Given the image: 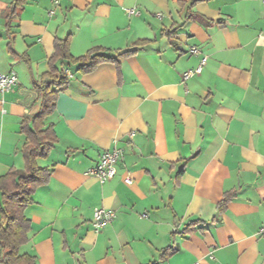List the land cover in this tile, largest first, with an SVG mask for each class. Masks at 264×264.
Segmentation results:
<instances>
[{"label": "crops", "instance_id": "1", "mask_svg": "<svg viewBox=\"0 0 264 264\" xmlns=\"http://www.w3.org/2000/svg\"><path fill=\"white\" fill-rule=\"evenodd\" d=\"M13 1L0 0V72L18 76L0 92V177L25 168L21 122L40 109L34 83L57 39L74 57L151 41L89 74L62 65L73 78L46 121L57 142L38 163L51 177L25 211L21 253L37 264H264L263 0H27L11 36ZM115 148L113 180L86 175ZM97 208L116 213L100 231Z\"/></svg>", "mask_w": 264, "mask_h": 264}, {"label": "trees", "instance_id": "2", "mask_svg": "<svg viewBox=\"0 0 264 264\" xmlns=\"http://www.w3.org/2000/svg\"><path fill=\"white\" fill-rule=\"evenodd\" d=\"M27 0H14L6 12L8 33L12 36V23L18 20ZM151 41L140 40L134 49L114 52L110 49L95 47L87 54L74 57L70 53V40L57 39L54 53L49 61V72L41 81L34 83L41 101L39 111L22 120L21 133L26 141L21 150L25 162L23 170H10L0 177V264H37L35 257L22 254L21 249L30 242L31 226L25 215L32 203L34 193L49 183L51 172L43 168L38 161L49 156L55 147L57 137L52 126H46L47 119L54 113L60 92L68 85L64 63L74 67L76 72L89 74L106 63L120 64L121 60L136 55L141 46ZM12 54L15 56L14 51ZM235 193L226 194L219 205V211L235 197ZM168 250L161 254V260L168 257Z\"/></svg>", "mask_w": 264, "mask_h": 264}, {"label": "built area", "instance_id": "3", "mask_svg": "<svg viewBox=\"0 0 264 264\" xmlns=\"http://www.w3.org/2000/svg\"><path fill=\"white\" fill-rule=\"evenodd\" d=\"M57 4V2H56ZM264 5V0H263ZM128 16H138L140 12L136 9H128L126 10ZM190 54L199 55L200 51L196 47H192L190 49ZM207 63V59L203 58L200 65L195 68L188 70L182 76L183 82L188 81L196 76H199L203 72V68ZM67 76L69 79H72V74L67 71ZM18 84V76L16 73L12 72L10 74H3L0 72V92L2 94L10 92L14 87ZM135 134L133 133L132 136ZM121 150L115 148L114 150L107 151L103 154L98 165L86 173L87 176L95 177L99 180L100 183H106L110 180H113L117 175V164L121 159ZM127 184H131V179H126ZM116 218V213L112 210H107L104 208H97L94 210V218H93V228L95 231H100L105 226L112 223Z\"/></svg>", "mask_w": 264, "mask_h": 264}]
</instances>
